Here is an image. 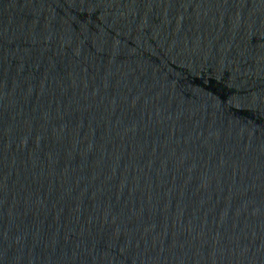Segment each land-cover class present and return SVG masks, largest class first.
Masks as SVG:
<instances>
[{
  "label": "water",
  "instance_id": "1",
  "mask_svg": "<svg viewBox=\"0 0 264 264\" xmlns=\"http://www.w3.org/2000/svg\"><path fill=\"white\" fill-rule=\"evenodd\" d=\"M0 196L73 264H264V0H0Z\"/></svg>",
  "mask_w": 264,
  "mask_h": 264
}]
</instances>
